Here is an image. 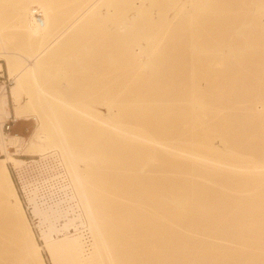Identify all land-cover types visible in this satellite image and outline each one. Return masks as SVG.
<instances>
[{"label":"bare ground","instance_id":"6f19581e","mask_svg":"<svg viewBox=\"0 0 264 264\" xmlns=\"http://www.w3.org/2000/svg\"><path fill=\"white\" fill-rule=\"evenodd\" d=\"M0 60V118L79 89L75 132L0 121V264H264V0H0ZM53 149L81 213L34 207L42 246L7 163Z\"/></svg>","mask_w":264,"mask_h":264},{"label":"built area","instance_id":"2783aa9c","mask_svg":"<svg viewBox=\"0 0 264 264\" xmlns=\"http://www.w3.org/2000/svg\"><path fill=\"white\" fill-rule=\"evenodd\" d=\"M16 124L14 119H8L1 134L11 135ZM2 156L0 147V158ZM11 176L29 220L36 225L34 207L57 210L61 221L81 213L70 175L59 154L53 152L35 159L24 158L19 165H11Z\"/></svg>","mask_w":264,"mask_h":264},{"label":"rangeland","instance_id":"374dc122","mask_svg":"<svg viewBox=\"0 0 264 264\" xmlns=\"http://www.w3.org/2000/svg\"><path fill=\"white\" fill-rule=\"evenodd\" d=\"M65 45V44H64ZM73 46V45H72ZM63 48H62V51H63V49L65 50V47H66V50H68L67 48L69 47V44H67V45H65V47L64 46H62ZM75 47V46H74ZM71 48V47H70ZM77 47H75V49H76ZM74 49V48H73ZM70 50V49H69ZM10 53H14V54H18V55H16V57H19V58H17L18 60L20 59V61H25L26 62V66H32L33 64L32 63H28L29 61H28V59L26 60V58L24 57V56H26V54H24L23 52V55H22V53L20 54V53H18V51H16V50H13V49H11V50H8ZM62 51H60L61 52V54H62ZM70 52H71V50H70ZM68 52V53H66L67 54V56L68 57H70L69 58V60L67 59V56H66V59L68 60V61H73L74 62V59H75V57L73 58V57H71V56H73V55H71V56H69L71 53H73V52ZM64 53V52H63ZM57 54V53H56ZM58 54H60V53H58ZM65 54V55H66ZM69 54V55H68ZM74 54V53H73ZM20 55V56H19ZM21 55L24 57V58H22L21 57ZM75 55V54H74ZM72 58V59H71ZM76 61V60H75ZM0 63L1 64H3L4 65V68H5V70L3 71V72H0V75H1V79L2 80H0V91L1 92H3L4 93V91H5V93H7V94H9L10 92H11V88L14 86V81H13V79H11L10 77H9V75H8V73H7V70H6V63L4 62V61H1L0 60ZM28 63V64H27ZM69 63H71V62H69ZM52 69V67L49 69H47L48 71V75H46L45 74V76H41L42 78H41V80H42V82H43V80H44V78H45V81H48L49 80V82H46L47 84H46V86H45V89H50L49 91H47V90H45V92L47 93V95H49V96H47V97H50V98H48L47 100L50 102H46L47 103V106H46V104H45V99H44V97L42 98L41 96H39V94H37V95H35L34 94V103L31 105V109L29 108V113H27V115L28 116H30V117H33V118H29V119H27V120H22V121H17V124H16V126L14 127V129H13V131H12V133H11V135L9 136V137H12V136H19V137H21V138H23L24 140H25V143H27V144H31L32 145V143L33 142H36V140L37 139H34V138H36L39 134L38 133H42L43 134V132L44 133H47L46 131H48V133H50L51 131L50 130H54V129H56L55 127H56V125L54 126L53 125V123L51 124L50 123V121H48V120H52V117H53V115H55L56 114V116L55 117H57V118H55L54 119V121H55V123L56 122H58V121H56V119H62V121L61 120H59V122L61 123V124H63V125H61L60 123L58 124L60 127H61V129L62 130H64V129H68V127L69 128H71V126L73 127V128H71L72 130H74L75 129V127H76V124H75V122L77 121L78 122V120L75 118V116H74V114L76 113V112H74L75 110H73V112H72V115L70 114L71 113V111L69 112V114H67L66 112V114L64 113V111L63 110H61L60 109V107L59 106H61V105H59L58 106V104H57V102H63V101H65L66 100V102H68V104L70 103L71 104V102H72V104H79V101H78V91H79V89H78V87H77V85L75 84V83H77L76 81H73V79L74 78H72L73 76V74H71V76H70V73H68V71H55V70H51ZM51 71V72H50ZM55 71V72H54ZM52 72H53V74H52ZM62 72V73H61ZM59 73V74H58ZM64 73V74H63ZM66 73V74H65ZM67 73H68V76H67ZM58 75V76H57ZM65 77H64V76ZM55 76V77H54ZM61 77H63V78H61ZM72 78V79H71ZM47 79V80H46ZM68 79H70L71 80V88L70 89H66V88H64L63 86L65 85V83H66V81L68 80ZM63 80V81H62ZM66 80V81H65ZM55 82V83H54ZM56 84V85H55ZM58 84V85H57ZM73 86H74V88H73ZM5 87H7V88H5ZM76 87V88H75ZM52 88V89H51ZM54 88V89H53ZM57 88V89H56ZM63 88H64V90H63ZM59 89H61V90H59ZM66 89V90H65ZM2 90H4V91H2ZM68 90V91H67ZM67 92V93H66ZM75 92H77V93H75ZM58 93V94H57ZM60 93V94H59ZM57 94V95H56ZM90 94V93H89ZM55 95V96H54ZM68 97H67V96ZM73 95H75V96H73ZM77 95V96H76ZM40 98H39V97ZM52 96V97H51ZM53 96H54V98H53ZM60 96H62V97H60ZM66 96V97H65ZM38 99H37V98ZM72 97V98H71ZM77 97V98H76ZM62 98H63V100H62ZM65 98V99H64ZM42 99H43V101H42ZM54 101H53V100ZM59 99H61V101H58ZM69 99H70V102H69ZM73 99V100H72ZM74 99H75V101H74ZM39 100V101H38ZM72 100V101H71ZM76 100H77V102H76ZM27 99H25V103H27ZM54 102V103H53ZM49 103V104H48ZM51 103L52 104H54L53 106L51 105ZM43 104H45V105H43ZM56 104V105H55ZM66 104V103H65ZM68 104H66V105H68ZM24 105H26V104H24ZM75 105L73 106V108L75 107ZM42 106V108H40ZM51 106H52V108H51ZM10 107H11V110L13 111V108H14V105L13 104H11L10 105ZM45 107H46V109L47 110H45L44 112H45V114H44V112H43V110L45 109ZM49 107H50V109H52V110H50L49 109ZM70 107V110H72L73 108H71V106H69ZM48 109L50 110L49 111V113H48ZM58 110V111H57ZM41 112V113H40ZM53 112H55V114H53L52 113V116H51V119L48 117V119L46 120L47 121V123H49L48 125H47V123H46V125H45V122L43 121V119L42 118H40V116H39V113L42 115V117L45 115H51V113ZM57 112V113H56ZM102 112H103V114H105V111L102 109ZM58 114H61V115H58ZM66 115V116H65ZM68 115V116H67ZM69 115H71V117H72V120H74V121H72L71 119H69V118H71V117H69ZM44 116V117H45ZM64 117V119H63V117ZM43 117V118H44ZM62 117V118H61ZM66 117V118H65ZM69 117V118H68ZM74 117V118H73ZM46 118V117H45ZM54 118V117H53ZM6 120V118H0V121H2V122H5V120ZM12 119H14V118H12ZM67 119H69V120H71L72 121V124H71V121H69V120H67ZM79 119V118H78ZM64 120L67 122V123H65L64 122ZM80 120V119H79ZM7 121V120H6ZM70 123H69V122ZM51 122H53V120L51 121ZM64 122V123H63ZM73 122H74V125H73ZM80 122V121H79ZM68 124H69V126H68ZM66 125V126H65ZM78 125V124H77ZM45 126H46V128H45ZM52 126V127H51ZM75 126V127H74ZM47 127H48V129H47ZM60 127H58L59 129V131H60ZM53 128V129H52ZM47 129V130H46ZM39 130H40V132H39ZM77 130V128L74 130V132ZM55 131L56 130H54V131H52L51 132V134L53 135V137L55 138V139H57L56 137L57 136H55V135H58V134H56V133H58V132H56L55 133ZM64 131H66L67 132V130H64ZM68 131H70L69 129H68ZM71 132V131H70ZM55 135H54V134ZM31 138H32V140H31ZM58 138H59V135H58ZM31 141V142H30ZM30 142V143H29ZM27 147H28V145H27ZM31 148H27L26 149V151H28V150H30V151H35L37 148L36 147H32V146H30ZM52 152L53 151H56V152H58V153H60L58 150H55V149H53V150H51ZM10 152H14V150H10ZM50 153V152H49ZM25 157H23V159H24ZM31 158H33V157H31ZM16 159H22V157H16ZM10 162H13V160L12 161H9L8 163H7V166H8V168H9V170H10V173H11V165L12 164H10ZM82 166V165H81ZM80 166V167H81ZM81 170H83L84 171V168H83V166L81 167ZM31 222V225H32V227H33V230H34V233H35V236H36V238H37V240L39 241V243L42 245V246H44V241H43V239H42V236H41V233H40V230H39V228H38V225H36L34 222H32V221H30ZM43 253H44V255H45V257L48 259V252L45 250V249H43Z\"/></svg>","mask_w":264,"mask_h":264}]
</instances>
